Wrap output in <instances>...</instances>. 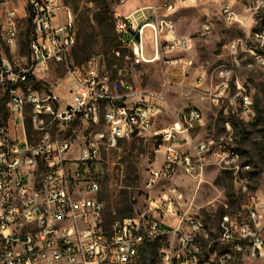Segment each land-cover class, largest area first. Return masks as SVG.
Here are the masks:
<instances>
[{"label": "built area", "instance_id": "obj_1", "mask_svg": "<svg viewBox=\"0 0 264 264\" xmlns=\"http://www.w3.org/2000/svg\"><path fill=\"white\" fill-rule=\"evenodd\" d=\"M29 2L31 37L34 55L0 58V87L7 98L5 109L14 129L0 122V264H135L142 248L156 238L168 242L160 264H236L264 253V195L244 208L245 217L236 218V226L220 229L228 222V204L214 235L205 218L195 213L194 200L175 182L185 176L201 185L209 166L230 174L237 188L250 191L249 162L243 156H231L236 147L220 139H197L194 132L203 125L202 110L188 105L176 111L168 125L155 126L168 110L164 92H148L128 103L115 94L102 75V56L92 55L67 68L64 78L67 98L58 85L48 92H37L34 84L47 74L51 62L67 60L75 41L70 28L75 19L64 0H0L4 8L2 29L10 52L17 49L19 30L16 12L21 3ZM201 0H156L116 15L115 34L119 44L128 48L136 63L160 61L165 88L175 84L172 71L186 77L195 68L192 35H178L172 17L178 5L195 6ZM259 1L248 0L246 13H232V6H222L223 18L247 30L251 18L263 8ZM153 32L154 51L145 49V32ZM209 22L202 24V35L211 32ZM250 67L264 65V28L246 31ZM234 62L222 64L219 78L223 85H212L202 92L212 103L226 98L233 86L247 107V91L234 80L238 41L229 44ZM21 61H28L21 64ZM176 82L183 84V79ZM207 78L206 71L193 78L199 87ZM30 117L33 131L39 136L31 141L25 125ZM103 118L106 129L90 140L76 142L60 136L61 128L80 123L97 125ZM227 128L228 122L226 123ZM149 135L157 143L160 155L147 169L146 206L111 224L104 220V203L97 166L104 141L111 147L125 138ZM79 184L76 188L73 184ZM224 244L225 253L211 252V245ZM226 244L239 245V253H227Z\"/></svg>", "mask_w": 264, "mask_h": 264}, {"label": "rangeland", "instance_id": "obj_2", "mask_svg": "<svg viewBox=\"0 0 264 264\" xmlns=\"http://www.w3.org/2000/svg\"><path fill=\"white\" fill-rule=\"evenodd\" d=\"M155 1L104 0L109 7V14L112 16L114 25L116 15H125L139 6L153 4ZM16 2L21 3V8L16 12L19 39L14 53L10 52L9 45L2 34L6 16L0 4V58L7 56L10 60H13L14 56L19 58L30 55L29 14L23 1ZM64 2L75 14L78 40L71 48L65 62H51L44 78L34 84L36 91L48 93L53 86L58 85L61 96L67 98L64 82L67 68L83 65L88 57L100 55L103 64L102 75L108 78L110 88L115 94L123 95L122 100L130 103L136 97L139 98L148 92L163 91L171 109L188 105L198 106L203 113V125L196 128V138L224 139L234 144L244 161L251 164L250 191L242 193L235 185L232 176L216 166L207 168L199 187L195 180L185 176L178 177L175 182L185 192L187 198L194 200V212L205 218L214 235H218V223L224 203L228 204V210L233 215L245 217L244 208L257 197L262 199L264 195V65L250 67L249 64L252 61L250 53L245 48L240 49L241 45L238 44V64L236 63V74L233 79L239 80L252 97V104L247 110L243 109L235 86L231 88L226 98L220 99L216 104L205 97L202 91L219 81V78L215 76V69L218 66L234 62L233 49L229 48V44L243 38L246 31L249 32L251 28H264V7L251 18L247 30L237 23L226 22L222 14V6L228 3L236 13L245 14L248 0H201L195 6L181 7L175 14L178 32L194 36L195 48L192 53L198 65L204 66L207 78L201 86L196 88L192 86V79L203 72V69H199L197 74L183 79L182 85L176 83L181 80L174 78L175 84L165 88L161 62L136 63L130 50L121 46L117 38L113 40L115 27L109 40L118 44L117 48H112L110 51L104 48L105 38L97 36L98 25L94 19L97 9L93 1L64 0ZM204 22H209L212 30L202 35L200 33ZM145 49L147 55L152 57L154 44L153 32L150 28H146L145 32ZM27 62L21 61V64ZM173 73L174 71L171 72ZM6 98L7 95L0 87V122L12 131L14 124L7 118L4 104ZM172 121V116L168 112L157 122L155 120V126H166ZM234 121H237V124H234ZM227 122L229 129L226 126ZM30 123L28 116L25 120L26 130L30 140L35 141L39 135L33 131L32 125L30 128ZM105 129L106 124L101 117L97 125L80 123L74 127H63L60 136L81 142V140L94 138L98 132ZM157 150V143L149 135L122 139L114 147L108 145L106 141L101 145V157L97 166L100 190L97 197L104 203V220L108 225L122 218L121 211L125 210V200H128V204L132 207L131 214L146 206L147 169L156 161V157H159L160 153ZM78 186L81 185L73 184L74 188ZM156 241L159 242V246L155 254L146 259L141 258V261L138 260L135 264L160 262V256L168 248V242H163V239H156ZM221 249L222 246L216 247L217 252ZM236 263L235 258L230 264ZM248 264H264V253L249 259Z\"/></svg>", "mask_w": 264, "mask_h": 264}, {"label": "bare ground", "instance_id": "obj_3", "mask_svg": "<svg viewBox=\"0 0 264 264\" xmlns=\"http://www.w3.org/2000/svg\"><path fill=\"white\" fill-rule=\"evenodd\" d=\"M23 2L25 4L24 5L25 8H27V10H29V2L28 1H23ZM263 7H264V0H261V1H259V8H263ZM232 13H236L233 8H232ZM69 14L71 17H73L75 19V14H74V12L70 6H69ZM70 35H71V38L74 39L75 45H76V43H77V32H76V24L75 23H74V26L70 28ZM238 44L241 45L240 49L245 48V50L247 51V36L245 35L243 38H239ZM29 49H30V55H34V52H35L34 43H29ZM76 69H83V65L76 66ZM217 72H221V65L215 69V76H217L219 78V73H217ZM216 85H223V78H219V81L216 83ZM251 104H252V97L247 93V107H250ZM241 105H242L243 109L246 110L245 105H244V101H241ZM220 141L221 142H227L224 139H220ZM230 155L231 156H240V153L235 147H233V148H230ZM249 172H250V166H248V175H249ZM236 218H240V216H238L237 214L233 215L228 210V222H220V229H228V227H235L236 226ZM156 239H163V238H156ZM217 246H222V249L220 252L216 251ZM226 251H227V253H239V245L226 244ZM211 252L225 253V245L224 244L211 245ZM235 258L236 257H229L228 258V264H230ZM158 264H160V262Z\"/></svg>", "mask_w": 264, "mask_h": 264}, {"label": "trees", "instance_id": "obj_4", "mask_svg": "<svg viewBox=\"0 0 264 264\" xmlns=\"http://www.w3.org/2000/svg\"><path fill=\"white\" fill-rule=\"evenodd\" d=\"M91 1L94 2L95 7L97 9L96 13L94 14L95 17L94 19L98 25L97 36L100 35L101 37L105 38V43L103 44V46L107 51H110L112 48H117L118 44L111 42L109 40V37H112L114 22H112V16L109 14V7L107 3L104 2V0H91ZM114 38H117L116 34L113 36V40ZM77 40H78V36H77ZM231 118L233 119V117ZM234 124H237V121H234ZM30 128H31V123H30ZM131 213H132V207L131 205L128 204V200H125V210L121 211V216L123 218L130 215ZM222 213L220 214V216L222 215ZM158 246H159L158 241L147 243L140 252L139 262L141 261V258L146 259L147 257H151L153 254H155Z\"/></svg>", "mask_w": 264, "mask_h": 264}, {"label": "crops", "instance_id": "obj_5", "mask_svg": "<svg viewBox=\"0 0 264 264\" xmlns=\"http://www.w3.org/2000/svg\"><path fill=\"white\" fill-rule=\"evenodd\" d=\"M185 6H187V5H185ZM181 7H184V5L182 4V5H178V7H177V9H176V11L174 12V14L172 15V17H173V19H174V22H175V28H176V33L178 34V35H187V34H180L179 32H178V28H177V24H176V18H175V14H176V12L181 8ZM231 53V52H230ZM193 54V53H192ZM233 56V55H232ZM194 58H195V55H194ZM195 61H196V58H195ZM199 69H203V71H205L204 70V66H202V65H198V63H197V61H196V66H195V68H193L192 70H190L189 71V73H188V75L186 76V77H184L183 76V72L182 71H180V70H175L174 71V73H173V76H174V78H175V80H181L183 77H184V79H188V77L190 76H193V75H195V74H197V70H199ZM192 71V72H191ZM193 80V79H192ZM184 108V107H183ZM182 107H180V108H175V109H171L170 107H168V110H167V114H168V112L170 113V115L172 116V119L174 120L175 119V116H176V114H175V112L176 111H181L182 109H183ZM166 115V114H165ZM196 133H197V131L195 130V135H196Z\"/></svg>", "mask_w": 264, "mask_h": 264}]
</instances>
